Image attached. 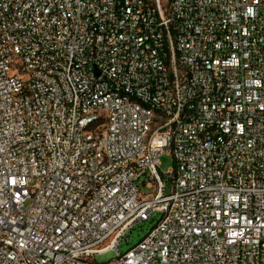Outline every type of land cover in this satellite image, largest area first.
<instances>
[{
    "label": "built area",
    "instance_id": "built-area-1",
    "mask_svg": "<svg viewBox=\"0 0 264 264\" xmlns=\"http://www.w3.org/2000/svg\"><path fill=\"white\" fill-rule=\"evenodd\" d=\"M0 264H264V0H0Z\"/></svg>",
    "mask_w": 264,
    "mask_h": 264
},
{
    "label": "rangeland",
    "instance_id": "rangeland-1",
    "mask_svg": "<svg viewBox=\"0 0 264 264\" xmlns=\"http://www.w3.org/2000/svg\"><path fill=\"white\" fill-rule=\"evenodd\" d=\"M173 167V158L169 153H163L159 157V171L167 172L171 170ZM169 182H166V190H169ZM28 206V204H26ZM159 214L155 213L153 216L145 221L139 222L134 226L133 229L128 233L127 241L123 239L118 246V249L121 253L127 251L130 247L135 245L138 241H140L144 235L148 233V231L154 226L156 221L159 218ZM116 256V251L114 249H110L104 253L96 254L94 256L95 262L101 263L108 261Z\"/></svg>",
    "mask_w": 264,
    "mask_h": 264
}]
</instances>
